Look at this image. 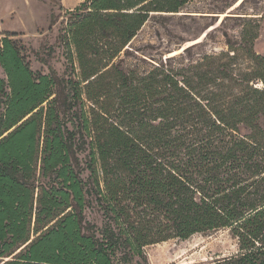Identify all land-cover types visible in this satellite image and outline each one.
Returning <instances> with one entry per match:
<instances>
[{"label":"trees","instance_id":"trees-1","mask_svg":"<svg viewBox=\"0 0 264 264\" xmlns=\"http://www.w3.org/2000/svg\"><path fill=\"white\" fill-rule=\"evenodd\" d=\"M190 1L86 0L61 76L0 38V264H149L147 246L218 230L237 251L209 264H264L257 22L218 53L123 66L149 16Z\"/></svg>","mask_w":264,"mask_h":264},{"label":"rangeland","instance_id":"rangeland-1","mask_svg":"<svg viewBox=\"0 0 264 264\" xmlns=\"http://www.w3.org/2000/svg\"><path fill=\"white\" fill-rule=\"evenodd\" d=\"M85 1L0 0V38L12 35L10 39L33 71L48 74L50 66L61 76L68 68V60L59 37L65 35L68 12ZM242 18H254L257 22L259 31L254 51L263 54L264 0H192L176 14L149 16L132 39L130 54L121 55L123 66L147 68L169 57L181 55L187 61L203 53H218L225 50L223 33L238 40L242 29L253 30L254 23ZM192 45L195 46L185 53ZM3 76L0 69V77ZM85 213L89 221L100 223L99 214L88 210ZM236 251V241L225 230L144 248L149 264H209Z\"/></svg>","mask_w":264,"mask_h":264}]
</instances>
